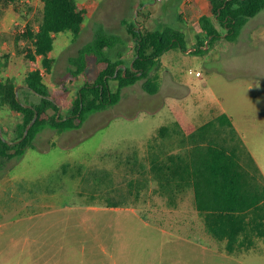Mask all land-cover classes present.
I'll list each match as a JSON object with an SVG mask.
<instances>
[{
  "label": "rangeland",
  "instance_id": "rangeland-1",
  "mask_svg": "<svg viewBox=\"0 0 264 264\" xmlns=\"http://www.w3.org/2000/svg\"><path fill=\"white\" fill-rule=\"evenodd\" d=\"M150 1L104 0L98 8L86 11L77 39L70 33L55 37L52 70L44 82L61 107L59 115L70 113L79 87L95 77L94 67L85 75L72 76L68 60L93 39L97 21L123 39L107 54L113 60L121 58L124 66L134 54L127 33L130 23L144 30L183 29L188 49H195L197 38L204 37L200 25H184L186 19L175 0H155L157 5L146 6ZM41 16V0L0 4V62L4 64L0 78H13L21 97L30 103L39 102V97L21 89L26 75L40 68V59L29 60L32 46L20 34L26 26L36 29ZM209 40L203 53L173 48L161 56V85L156 94L143 91V80L125 87L114 107L91 115L78 130L61 134L43 130L19 161L0 169L4 173L0 177V264H81V259L87 264L85 258H95L96 246L82 249L80 242L70 241L65 225L77 222L95 228L97 218L102 217L108 218L120 249L129 246L128 239L142 232L143 226L160 230L165 241L209 243L191 192L169 202L150 190L140 202L114 209H108L102 198L113 190L116 194L125 180V156L135 152L147 166L150 154H184L192 145L190 135L221 113L231 118L237 131L234 137L227 127L218 126L219 141L236 149L250 176L264 179V10L248 20L235 42L222 36L208 46ZM49 113L55 114L51 109ZM21 122L18 113L0 109L6 139L17 137ZM162 127L167 128L164 134H160ZM67 163L72 166L69 172L59 176L58 169ZM76 165L84 172L71 179L69 173Z\"/></svg>",
  "mask_w": 264,
  "mask_h": 264
},
{
  "label": "trees",
  "instance_id": "trees-1",
  "mask_svg": "<svg viewBox=\"0 0 264 264\" xmlns=\"http://www.w3.org/2000/svg\"><path fill=\"white\" fill-rule=\"evenodd\" d=\"M17 2L18 0H0L2 5ZM41 2L42 16L36 29L26 26L20 37L32 46L33 52L27 54L29 60L35 62L36 57H39L40 68L49 73L52 70L53 59L50 53L54 48L55 37L70 33L73 40L77 39L82 30L85 10L77 6L76 0ZM262 10L264 0H208V13L199 20L204 37L197 38L194 53L204 52L208 38V46L222 36L229 42H235L248 20ZM127 29L133 42L134 54L131 63L125 66V71L121 67L116 70L119 65L124 64L122 60H113L107 54L108 49L124 43L122 38L109 34L101 24L95 25L93 39L83 45L77 55L69 58L72 76L85 75L90 67L95 68L96 74L93 80H88L79 87L72 109L65 116L57 115L58 104L46 98L50 97L49 88L40 75V68L26 75L25 86L21 89L37 95V103L26 101L21 97L20 91L17 100L15 88L18 84L15 80L0 78V109L7 108L22 117V122L17 127V137L8 140L20 139L25 127L37 113L34 124L21 142L9 145L0 137V169H7L8 163L19 161L27 149L34 147L36 137L43 130L49 129L58 134L78 130L91 115L114 107L121 100L125 87L143 80L141 87L144 92L154 95L159 91L160 58L173 48L188 50L184 33L171 26L144 30L137 23L131 24ZM2 67L4 64L0 62V70ZM50 109L55 114H50ZM218 126L227 127L231 135L236 136L231 118L226 113H221L188 136L192 145L184 154L180 151L163 156L150 154L149 166L140 162L135 152L125 156V180L118 186L116 194L113 190L102 196L104 205L108 209H114L131 202L135 204L150 190L154 195L172 202L191 191L195 209L203 219L205 232L217 242H226V251H232V244L241 233L254 232L255 229L263 233L264 179L258 181L243 169L236 149H229L225 140L219 141ZM166 131L167 128L162 127L160 134ZM2 134L6 138L3 131ZM76 166L73 167L74 172L69 173L71 179L84 172V168ZM70 167L69 163L61 165L58 175L67 174ZM3 175L2 172L0 177ZM107 219L97 218L95 228L88 227L87 224L79 226L77 222L65 225L70 241L74 240L77 244L80 242L82 249L90 248V245L96 246L93 252L95 258H85L87 264H178V248L186 242L165 241L160 230L142 225V232L135 233L128 239L130 245L120 249L116 233L107 225ZM80 228L82 232L78 231ZM124 255L127 259L123 258ZM216 262L223 264V261ZM81 264H84L83 259Z\"/></svg>",
  "mask_w": 264,
  "mask_h": 264
},
{
  "label": "crops",
  "instance_id": "crops-1",
  "mask_svg": "<svg viewBox=\"0 0 264 264\" xmlns=\"http://www.w3.org/2000/svg\"><path fill=\"white\" fill-rule=\"evenodd\" d=\"M97 1L98 0L96 1L94 0V2L91 0H82L79 3L78 2L76 3L80 9L85 10V18H86L87 17L86 11L87 10L91 11L98 8V6L101 5L104 0H99V2ZM167 1H174V0H167ZM175 1L178 3L179 9L182 10L181 12L183 13L186 19V21L183 22L184 25H189V26H193L195 24L199 25L200 18L206 13H208V0H175ZM155 5H157V2H155V0L146 3V6H155ZM137 6H134V8L132 9L136 10L138 8ZM181 16L182 14L180 15V19ZM180 19L178 20L181 21ZM96 24H101L104 27V25L101 22L97 21L94 23V28ZM120 24H122V22H120ZM130 25L131 23L129 24V26ZM183 28L185 29V27ZM148 30H154V29H148ZM178 30H181L185 35L184 32L185 30L183 29H178ZM109 34L115 35L113 33H109ZM188 51H194V49L191 48L188 49ZM38 58L39 57H36V60ZM119 59L122 60L121 58ZM260 173L263 175L261 170ZM262 231L263 233L255 229L254 232L247 231L245 233H241L239 236L236 237V240L233 242L231 252L225 250L226 242L224 241L217 242L214 239H212L206 232L205 234L209 237V243H202L199 240L179 239L180 241H184L186 243L181 244L180 248H178L177 262L178 264H218L216 261H223V264H264V229ZM185 250L187 251V253H185ZM217 258H219V260Z\"/></svg>",
  "mask_w": 264,
  "mask_h": 264
},
{
  "label": "water",
  "instance_id": "water-1",
  "mask_svg": "<svg viewBox=\"0 0 264 264\" xmlns=\"http://www.w3.org/2000/svg\"><path fill=\"white\" fill-rule=\"evenodd\" d=\"M119 67L123 68V71H125V66H124V65H120V66H118V67L116 68V70L119 69ZM15 93H16V98H17V100H19V96H18V88H17V87L15 88ZM46 98L49 99V100L52 101V102H55L54 99H53L52 97H48V96H47ZM27 106H29V105H27ZM58 108H59V112H60L61 107H60L59 105H58ZM59 112H58V115H59ZM36 118H37V113L35 112V115H34L33 119H32L31 122L25 127V130H24V132H23V135H22V137H21L20 139H18V140H16V141H10V140L4 138V137H3V134H2V129H1V127H0V137L2 138V140H3L4 142H7L9 145L14 144V143H19V142H21V141H22L23 139H25V137L27 136L28 131H29V129L32 127V125L34 124Z\"/></svg>",
  "mask_w": 264,
  "mask_h": 264
},
{
  "label": "built area",
  "instance_id": "built-area-1",
  "mask_svg": "<svg viewBox=\"0 0 264 264\" xmlns=\"http://www.w3.org/2000/svg\"><path fill=\"white\" fill-rule=\"evenodd\" d=\"M40 75L43 77V79L46 77L47 73L44 69L40 68Z\"/></svg>",
  "mask_w": 264,
  "mask_h": 264
}]
</instances>
